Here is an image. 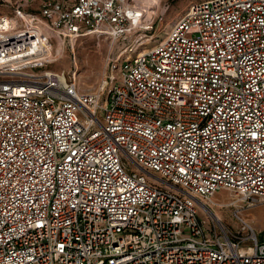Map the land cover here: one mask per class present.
<instances>
[{
  "label": "built area",
  "instance_id": "built-area-1",
  "mask_svg": "<svg viewBox=\"0 0 264 264\" xmlns=\"http://www.w3.org/2000/svg\"><path fill=\"white\" fill-rule=\"evenodd\" d=\"M26 1L0 13V264H264V232L199 215L264 202V0L191 1L139 52L159 0ZM87 35L92 91L50 68Z\"/></svg>",
  "mask_w": 264,
  "mask_h": 264
},
{
  "label": "rangeland",
  "instance_id": "rangeland-1",
  "mask_svg": "<svg viewBox=\"0 0 264 264\" xmlns=\"http://www.w3.org/2000/svg\"><path fill=\"white\" fill-rule=\"evenodd\" d=\"M156 8V18L153 27L132 38L131 48L136 52L146 50L160 40L168 30L170 23L183 13L191 1L197 0H159ZM13 0H0V13L10 14L12 12ZM40 0H27L25 9L37 11ZM136 41L133 42V39ZM139 38V41H137ZM109 41L95 35L79 37L73 46H65L61 56L54 61L50 68L64 69L73 73L76 83L84 91H92L98 88L104 72L106 54L109 49ZM206 208L199 210L202 219L215 224L220 230L222 228L238 229L240 221L235 216L237 212L256 230L259 235L264 232V202L250 205L243 201L234 192L227 189H219L213 197L206 201ZM210 210L211 214L206 211ZM215 216H214V215Z\"/></svg>",
  "mask_w": 264,
  "mask_h": 264
},
{
  "label": "bare ground",
  "instance_id": "bare-ground-1",
  "mask_svg": "<svg viewBox=\"0 0 264 264\" xmlns=\"http://www.w3.org/2000/svg\"><path fill=\"white\" fill-rule=\"evenodd\" d=\"M137 1H140V2H148V3H150V2H152V1H154V0H137ZM63 50H64V48H62L61 46H59V47H57V55L58 56H61V54L63 53ZM201 208H206L207 209V207L205 206V204H202L201 205ZM206 211H208L209 213L211 212L209 209L208 210H206ZM211 214V213H210ZM214 215V214H213ZM215 216V215H214Z\"/></svg>",
  "mask_w": 264,
  "mask_h": 264
}]
</instances>
